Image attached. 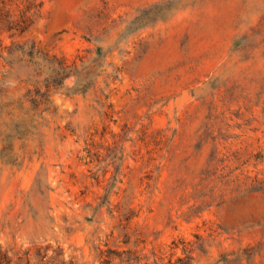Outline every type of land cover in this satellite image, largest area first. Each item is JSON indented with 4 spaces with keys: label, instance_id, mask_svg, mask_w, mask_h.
I'll use <instances>...</instances> for the list:
<instances>
[{
    "label": "rangeland",
    "instance_id": "1",
    "mask_svg": "<svg viewBox=\"0 0 264 264\" xmlns=\"http://www.w3.org/2000/svg\"><path fill=\"white\" fill-rule=\"evenodd\" d=\"M38 88L0 264H264V0H0V103Z\"/></svg>",
    "mask_w": 264,
    "mask_h": 264
},
{
    "label": "trees",
    "instance_id": "2",
    "mask_svg": "<svg viewBox=\"0 0 264 264\" xmlns=\"http://www.w3.org/2000/svg\"><path fill=\"white\" fill-rule=\"evenodd\" d=\"M32 21L29 18H26L23 20V23L21 24L20 30L21 32L26 30L30 25ZM32 50H35V47H32ZM37 52L40 54V50H37ZM43 54H40L42 56ZM34 54H32L33 59ZM34 63V62H33ZM63 77L66 78L69 76L70 71L69 69L63 67L62 68ZM38 82V81H37ZM51 90L47 89L44 92H41V89H37L36 93H32L31 90H28L27 93L24 95L18 97V98H11L9 101L1 102L0 103V136L5 131L8 130L12 132L18 125H16L13 121L14 119L22 116L27 122H33L35 123L34 117H44V115L49 110L50 106L52 105V100L50 98ZM28 101L32 102V105L30 107L26 106V103ZM13 138V139H12ZM15 136L8 135L7 146L12 149L13 151V141ZM5 140V139H4ZM3 140V141H4Z\"/></svg>",
    "mask_w": 264,
    "mask_h": 264
}]
</instances>
